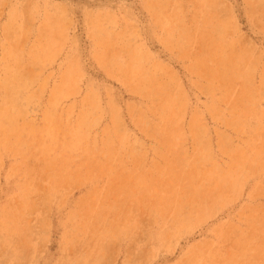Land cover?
<instances>
[{
  "label": "rangeland",
  "instance_id": "1",
  "mask_svg": "<svg viewBox=\"0 0 264 264\" xmlns=\"http://www.w3.org/2000/svg\"><path fill=\"white\" fill-rule=\"evenodd\" d=\"M0 264H264V0H0Z\"/></svg>",
  "mask_w": 264,
  "mask_h": 264
}]
</instances>
